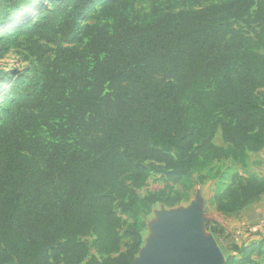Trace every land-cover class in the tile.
I'll return each mask as SVG.
<instances>
[{
	"label": "trees",
	"instance_id": "16d2710c",
	"mask_svg": "<svg viewBox=\"0 0 264 264\" xmlns=\"http://www.w3.org/2000/svg\"><path fill=\"white\" fill-rule=\"evenodd\" d=\"M43 1L0 0V23L18 21L0 51L29 61L0 98V264H129L154 204L264 149V0H164L149 20L133 0ZM153 173L165 186L140 196ZM235 178L213 195L224 216L264 194L263 178ZM256 234L224 264L264 258Z\"/></svg>",
	"mask_w": 264,
	"mask_h": 264
},
{
	"label": "rangeland",
	"instance_id": "374dc122",
	"mask_svg": "<svg viewBox=\"0 0 264 264\" xmlns=\"http://www.w3.org/2000/svg\"><path fill=\"white\" fill-rule=\"evenodd\" d=\"M48 0H44L42 4H45ZM218 2L217 0H189L186 1H175V9H193L198 7H203L207 5H211ZM166 2L164 0H133V7L135 11L140 15L144 16L146 20L151 19L153 16L151 15V10L155 6H159L160 11L166 10ZM98 6V5H97ZM95 6L94 8H96ZM18 21L13 20L10 22H1L0 23V39L7 36L9 32H11L14 27L18 24ZM29 64V61L24 58L23 55V48L21 45L15 46L10 48L7 52L2 53L0 51V70L5 71V76L2 78L0 83V98L1 96L5 95L6 88H8L9 78L15 76L17 73H20L23 69H25ZM259 95L264 99V90L259 91ZM213 142L216 145H224L222 139L220 137V132H216L213 138ZM246 166V165H245ZM245 166H240L239 163L228 161V160H220L214 162L212 165L211 177L205 179L202 183H196L193 189L189 193V199L186 202H181L180 204L167 208L161 204H154L151 208V212L142 217L141 221L143 222V226L141 228V235L143 238L144 246L145 240L152 234L151 231V224L156 220L157 212L161 211H170L176 210L179 208L185 209L187 208L191 202L195 201L197 197H199L200 201L202 202V210L204 220L207 216H217L216 211L214 210L213 206V195L218 191L221 190L224 186L228 185L232 181V176H236L235 181L242 178V175H239L238 169L244 170ZM205 171L194 172L195 179H198L199 175L204 174ZM165 186L164 180L161 178V175L158 173H153L147 180L146 185L136 190V193L140 196H143L149 191H156L161 189ZM243 212H238L236 215L232 216H222L220 217V221L222 227H220V231L214 236L211 232L206 230L205 226L203 225V232L205 236H211L216 241L220 251L223 254V257L227 256L228 254H232L230 250V246L233 243H240V242H258L259 237L256 234V229H250L251 227L249 224L251 223L250 219L248 218V214H244ZM220 216V215H219ZM123 219L126 220V224L132 222L131 218L123 216ZM125 226L123 227V229ZM259 233V232H258ZM148 235V236H147ZM90 240V239H89ZM126 242V240H124ZM141 246V247H142ZM140 247V248H141ZM123 249V247H122ZM90 254H93V250L90 251ZM253 262L250 264H264L263 256H259L253 254Z\"/></svg>",
	"mask_w": 264,
	"mask_h": 264
},
{
	"label": "water",
	"instance_id": "95a60500",
	"mask_svg": "<svg viewBox=\"0 0 264 264\" xmlns=\"http://www.w3.org/2000/svg\"><path fill=\"white\" fill-rule=\"evenodd\" d=\"M152 234L129 264H224L216 241L203 232L199 197L185 208L156 213Z\"/></svg>",
	"mask_w": 264,
	"mask_h": 264
},
{
	"label": "crops",
	"instance_id": "0c3cea01",
	"mask_svg": "<svg viewBox=\"0 0 264 264\" xmlns=\"http://www.w3.org/2000/svg\"><path fill=\"white\" fill-rule=\"evenodd\" d=\"M226 160L231 161L230 159H226ZM244 164L246 165L244 167V170L238 169L239 175L246 176L247 173H252L256 175L257 177L264 179V149L258 152H249L248 157L245 160ZM239 212L248 214L249 216L248 218L251 221V223L249 224V226L251 227L250 229H253V228L256 229V231H258L261 234V236L264 237V194H262V196L258 200L248 204L246 207H244ZM216 213H217L216 217L215 216L211 217V216L206 215L205 218L215 221L222 227L220 217L224 215L218 212ZM252 259H253V256H252Z\"/></svg>",
	"mask_w": 264,
	"mask_h": 264
},
{
	"label": "bare ground",
	"instance_id": "6f19581e",
	"mask_svg": "<svg viewBox=\"0 0 264 264\" xmlns=\"http://www.w3.org/2000/svg\"><path fill=\"white\" fill-rule=\"evenodd\" d=\"M148 236V235H147Z\"/></svg>",
	"mask_w": 264,
	"mask_h": 264
}]
</instances>
